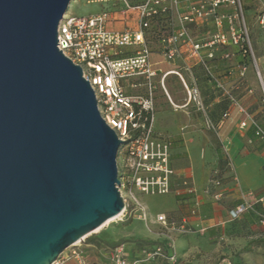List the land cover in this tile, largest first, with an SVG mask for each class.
I'll list each match as a JSON object with an SVG mask.
<instances>
[{"label":"water","instance_id":"1","mask_svg":"<svg viewBox=\"0 0 264 264\" xmlns=\"http://www.w3.org/2000/svg\"><path fill=\"white\" fill-rule=\"evenodd\" d=\"M73 0H0V264H51L123 210L120 143L57 50Z\"/></svg>","mask_w":264,"mask_h":264},{"label":"built area","instance_id":"2","mask_svg":"<svg viewBox=\"0 0 264 264\" xmlns=\"http://www.w3.org/2000/svg\"><path fill=\"white\" fill-rule=\"evenodd\" d=\"M85 2H112L117 7L89 16L64 14L57 27L56 47L72 64L81 68L82 77L94 92L100 117L114 131L118 140L124 141L120 143L116 157L117 190L123 203L118 220L120 222L138 220L158 225L166 233L176 231L185 234L187 232L185 219L181 220L177 229L169 227L170 222L165 214L156 215L150 222L149 215L139 200L142 196L190 195L194 197L191 216L198 215L201 206L200 198L191 184L190 175L181 179L180 188L172 189L175 173L170 164L171 141L154 131L155 87L152 80L156 74L149 61L150 22L160 13H168L170 16V30L159 37L157 44L158 52L164 61L172 62L177 58H181L184 63L197 61L202 65L207 77L214 80L207 62L214 58L219 49L237 48L242 57H249L253 61L240 0H85ZM181 4L185 12L178 14ZM228 7L233 9L232 14L222 12L223 8ZM173 14L177 15V22L174 21ZM198 22H211L215 29L205 41H195L190 33V27ZM113 23H120L123 28L111 30L109 26ZM127 48L132 49L129 56L115 57L122 49ZM230 55L226 52L222 59L227 60ZM246 71L247 65H237L239 81L234 90H242L245 94L251 95L252 91L245 85ZM176 75L180 78L177 73ZM135 78L143 80L146 91L144 94L127 95L122 83H129ZM140 85L142 84H130V88ZM160 86L163 89L162 82ZM215 88L228 101V108L221 115L219 125L232 111H236L242 117L239 129H253L254 136L264 143V128L247 112L240 100L217 81ZM184 90L188 103L193 102L196 106H201L199 91L195 85L190 88L184 85ZM208 128L216 131L209 122ZM221 187L222 178H218L217 175H214L205 187V193L214 205L221 203ZM249 208L248 203L243 201L230 211V217L237 218ZM259 224L264 226V217L259 220ZM205 230L201 228L202 232ZM159 235L163 237L164 234ZM84 241L85 239L64 251L51 264H65L70 260H74L76 264H92L79 251ZM130 251L133 255L137 252L139 256L131 257L122 242L100 246L98 252L102 261L98 264H149L155 260L174 263V258L164 254L158 245L146 249L139 248L133 243ZM102 253L106 256H102Z\"/></svg>","mask_w":264,"mask_h":264},{"label":"rangeland","instance_id":"3","mask_svg":"<svg viewBox=\"0 0 264 264\" xmlns=\"http://www.w3.org/2000/svg\"><path fill=\"white\" fill-rule=\"evenodd\" d=\"M104 5L100 2L86 3L85 0H73L66 13L71 16L94 15ZM240 5L253 55V61L248 63L245 74V85L252 93L247 95L242 90H234L239 81L234 72L224 81L225 90L232 89L242 106L264 128V0H240ZM222 12L232 14L233 9L223 8ZM214 30L211 22H198L190 27V33L198 41L207 40ZM220 50L217 53V60L211 63L214 80L223 78L238 62L232 50L228 51L233 55H230L229 60L220 57L225 53H221ZM199 74L197 81L186 84L188 88L195 85L199 91L201 106L191 102L189 115L198 120L202 147L208 149L207 180H212L214 175H217L224 183L228 179L225 177L228 172H231V181L237 178L235 189L239 197H242V201H246L250 206L248 211L241 215L244 219L234 218L230 222L218 224L224 220L221 219L223 216L219 215L220 212L227 211V217L230 218L232 202L226 199L222 205L219 204L220 206H211L210 203L207 208L205 207L206 209H201V216L214 219L208 223L207 228H204L205 232H202L201 228L189 226L185 234L176 231L166 233L155 224L134 220L129 225H125V221L120 222L116 219L88 235L84 243L94 238H101L100 240L111 245L122 242L131 257L133 241L159 243L166 249V254L174 258L173 264H264V226L259 224V220L264 217V143L258 140L251 130L239 129L242 118L234 112L219 125L221 115L228 108V101L222 93L214 89V80L206 77L203 72ZM178 109L172 107L173 111H180ZM163 117L161 114L157 116L161 120ZM165 117L167 122L172 120V114ZM208 122L216 128L215 132L208 128ZM219 151H222L225 161H216V154ZM227 155L231 160L233 171L227 165ZM205 187L201 193L198 192L203 204L204 201L209 200ZM172 198L173 195L169 194L142 196L139 200L148 214L153 216L158 213L167 214L169 227L177 229L181 219L190 215V203L180 205V210L175 214H168ZM143 224L147 226L148 235L136 236L138 232L143 231ZM102 256L106 254L102 253ZM133 256L137 258L139 254L136 252ZM164 261L165 264H172ZM149 264H163V261L155 260Z\"/></svg>","mask_w":264,"mask_h":264},{"label":"crops","instance_id":"4","mask_svg":"<svg viewBox=\"0 0 264 264\" xmlns=\"http://www.w3.org/2000/svg\"><path fill=\"white\" fill-rule=\"evenodd\" d=\"M105 4L104 7L99 11H110L116 9V4L112 2H100ZM97 12V13H99ZM185 12V8L183 4H181L178 8V14H183ZM96 13V14H97ZM174 21L177 22L176 14H173ZM111 30H121L123 26L120 23H113L109 26ZM194 38V37H193ZM195 41H198L194 38ZM220 50V49H219ZM218 50V51H219ZM222 52H228L233 50L232 47L227 49H221ZM217 51V53H218ZM132 52V49H122L118 57H125L129 56ZM216 53V54H217ZM215 54V55H216ZM233 56V55H232ZM236 57V56H234ZM229 60V59H227ZM152 70L155 72V77L153 78L152 82L154 84V108H155V119H154V131L160 135L168 137L171 141V156H170V164L174 170L175 176L172 179L171 187L172 189L180 188V181L184 176H191V184L194 186L197 196L200 198V193L203 190V187L207 185V175H208V166H207V151L206 147H202L201 143V135L199 133V122L197 119H194L192 116L190 117L189 113L192 108L191 102L188 103V99L186 97V93L184 90V85L187 87V84L194 83L199 78L200 72H203L204 75L207 77L202 65L197 61H191L188 63H184L181 58H177L172 62L164 61L161 54H159L158 49L156 46L151 47V56L149 58ZM213 63V62H211ZM211 63L207 65L208 67H212ZM187 64V65H185ZM187 67V68H186ZM213 72V71H212ZM237 74V63L225 74L223 78H218L213 81V87L215 88V82L217 81L220 83L223 88L225 89V80L229 79L233 74ZM176 73L180 76V78L176 75ZM214 76V73H212ZM162 82L163 89L160 86ZM187 83V84H186ZM130 84H142L136 88H130ZM124 92L127 95H139L144 94L146 91V87L143 86V80L140 79H132L126 83H122ZM181 86V87H180ZM220 93L219 90L216 89ZM172 107L179 108L180 111H173ZM171 108V109H170ZM239 117H241L236 111H232ZM231 112V113H232ZM159 114L163 115V120L160 118L158 119L157 116ZM172 114V120L167 122L166 115ZM242 118V117H241ZM200 139V140H199ZM228 166L232 167V163L230 158L227 155ZM216 161H225V157L222 154V151L216 154ZM230 162V163H229ZM225 177L228 178L224 183L222 182L221 192H222V200L221 205L223 204L224 200H231V210L234 209L237 205L243 203L242 197H239L237 190L235 189L237 184L235 181L237 178H234L235 181H231L230 174L231 172L227 173ZM204 177V179H203ZM200 192V193H198ZM209 200L204 201L202 203L201 199V206L198 212V215L191 216L190 212L193 209L194 204V197L190 195H182L179 197L173 196L170 199V209L168 210V214L172 213L175 214L180 210V205L186 204L187 202L190 203V212L189 216L182 218L185 219V227L193 226L196 228H207L208 223L214 221V219L201 216V209L207 208L210 204L214 206L210 197H207ZM220 206V205H215ZM205 208V209H206ZM146 210V208H145ZM162 213H158L159 215ZM227 211H222L219 215L224 219L222 222H218V224L222 225V223L230 222L233 219L227 217ZM149 215L150 222L153 221L156 215ZM167 215V214H165ZM230 215V214H229ZM243 216V215H242ZM242 216L237 217L239 219H244ZM181 219V220H182ZM181 221L179 222V224ZM143 231L138 232L136 236H146L147 234V226L142 225ZM95 240L87 241L83 243L79 247V251L82 255L90 261L92 264H98L102 261L98 249L100 246L95 245ZM98 242V241H97ZM138 242L133 241V243ZM121 243V242H119ZM117 244V243H115ZM92 257V258H91ZM67 263L69 264H76L74 260H70Z\"/></svg>","mask_w":264,"mask_h":264},{"label":"trees","instance_id":"5","mask_svg":"<svg viewBox=\"0 0 264 264\" xmlns=\"http://www.w3.org/2000/svg\"><path fill=\"white\" fill-rule=\"evenodd\" d=\"M150 24H151V27H150V32H151V37H150L151 44H150V47H152V46H156L157 47L159 37L161 35L167 34L169 32V30H170V28H169L170 16H169L168 13H162V14L160 13L157 16H155L153 19H151ZM232 51H233V54L238 59L237 60L238 61L237 62V65L245 64L248 67V65H249L248 63L251 61L250 58L249 57H246V58L245 57H242V55L240 54V51H238L237 48H233ZM220 52H222V50H220ZM222 56L223 55H221L220 57H222ZM215 60H217V54L214 56L213 59H211V60L208 61V64L211 63V62H214ZM209 70H210L211 73H213L212 72V67H209ZM237 76H238V74H237ZM231 93L236 96L235 92H233L232 89H231ZM258 124L260 125L259 122H258ZM249 130H251L252 133H253V129H249ZM253 135H254V133H253ZM130 223H131V220L125 221V225H129ZM100 239L101 238H96V239L94 238L95 245H97V246H103V245L109 244L106 241H103V240H100ZM135 244L139 248H146V249H151L153 246L158 245V246H160L162 248L163 253L166 254V249L161 244H159V243H145L144 241H138V242H135ZM165 263L166 262L163 260V264H165Z\"/></svg>","mask_w":264,"mask_h":264},{"label":"bare ground","instance_id":"6","mask_svg":"<svg viewBox=\"0 0 264 264\" xmlns=\"http://www.w3.org/2000/svg\"><path fill=\"white\" fill-rule=\"evenodd\" d=\"M118 217H119V216H117V217H115V218H112V219H110V220L106 221V222H105V223H104L102 226H104V225H106V224H108V223H110V222H112V221H114V220L118 219ZM102 226H101V227H102ZM101 227H100V228H101ZM100 228H98V229L94 230V232H96V231H97V230H99ZM94 232H92V233H94Z\"/></svg>","mask_w":264,"mask_h":264}]
</instances>
